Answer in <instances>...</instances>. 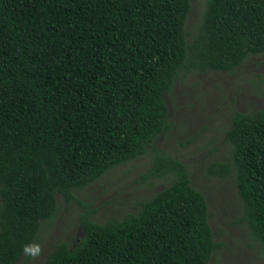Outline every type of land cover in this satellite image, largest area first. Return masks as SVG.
Segmentation results:
<instances>
[{
  "label": "trees",
  "instance_id": "obj_1",
  "mask_svg": "<svg viewBox=\"0 0 264 264\" xmlns=\"http://www.w3.org/2000/svg\"><path fill=\"white\" fill-rule=\"evenodd\" d=\"M191 0H0V264H14L42 223L110 170L146 154L168 128L163 94L193 71L230 73L264 53V0H207L187 41ZM242 221L264 247V111L226 131ZM169 184L120 220L81 217L75 247L44 264H210L204 196L163 152L144 176Z\"/></svg>",
  "mask_w": 264,
  "mask_h": 264
},
{
  "label": "rangeland",
  "instance_id": "obj_2",
  "mask_svg": "<svg viewBox=\"0 0 264 264\" xmlns=\"http://www.w3.org/2000/svg\"><path fill=\"white\" fill-rule=\"evenodd\" d=\"M207 0H191L186 20L187 41L197 31ZM168 107V128L149 146L146 154L122 164L90 186L74 193L66 202L57 196L58 210L42 223L33 243L43 248L32 260L26 256L14 264H44L54 243L75 247L83 231L81 217L92 211L98 223L120 220L136 212L138 203L169 184V178L146 177L157 152L182 162L192 186L205 198L214 241L220 247L210 264H264V247L255 241L243 222L242 203L237 194L234 169L225 177L208 172L212 163L230 165L231 147L226 139L234 112L264 111V53L247 58L230 73L199 72L179 76L163 94Z\"/></svg>",
  "mask_w": 264,
  "mask_h": 264
},
{
  "label": "clouds",
  "instance_id": "obj_3",
  "mask_svg": "<svg viewBox=\"0 0 264 264\" xmlns=\"http://www.w3.org/2000/svg\"><path fill=\"white\" fill-rule=\"evenodd\" d=\"M22 252L24 256L36 260L42 255L43 248L39 243H30L23 246Z\"/></svg>",
  "mask_w": 264,
  "mask_h": 264
}]
</instances>
